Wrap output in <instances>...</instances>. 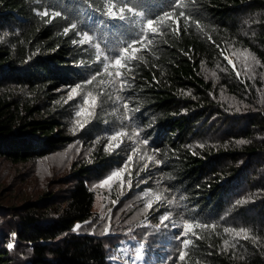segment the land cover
Segmentation results:
<instances>
[{
  "label": "trees",
  "instance_id": "1",
  "mask_svg": "<svg viewBox=\"0 0 264 264\" xmlns=\"http://www.w3.org/2000/svg\"><path fill=\"white\" fill-rule=\"evenodd\" d=\"M144 2L157 13L167 7L169 0ZM200 3L204 32H185L181 21L179 36L164 37L166 43L161 41L155 56L145 54L147 63L134 70L129 92L109 89L113 99L101 97V106L92 119L97 127L91 125L87 136L93 137L105 123L117 125L115 115H122L123 106L119 107L123 101L116 96L130 97L128 102L139 111L132 114L129 130L135 129L140 140L149 141L147 146H136L134 173L158 150L152 165L156 166L162 194L179 201L188 215L204 216L192 221L216 225L215 229L195 230L202 238L192 237L195 247H190L185 264H264V256L259 253H227L223 226L203 220L209 213L218 216L224 211L226 191L237 180L241 179V184L246 174L255 175L254 190L264 189V112H246L233 119L241 129L231 124L229 135L250 141L242 149L217 150L208 143L200 151L194 147L197 138L203 136L201 129L213 116L222 118L224 110L213 96H217L214 84L202 73V63L213 67L216 58L221 57L228 64L224 51H228L227 43L235 42L253 52L264 65V0ZM37 7L35 0H0V30L14 28L0 43V158L14 163L49 157L75 140L62 121L67 115L65 108L70 106L64 103V93L75 83L84 82L97 67L77 66L87 57L72 44V32L63 34L67 21L57 18L45 23L47 18L35 15ZM255 10L260 11L258 31L253 37L245 36L242 14ZM228 67L232 76L225 77V87L228 92L240 94L239 86L244 82L234 85L238 78ZM100 142L93 167L82 165L60 181L67 186L64 195L47 193L37 201L7 206L0 212L11 219L9 232H15L19 247L25 248L22 257L26 255L25 261L17 262L12 256L14 250L6 246L8 233L0 231V264H109L99 237L73 231L75 225H83L94 216L95 193L88 186L89 179L101 178L112 163ZM243 158L245 164L238 169L236 163ZM155 159L161 164L157 165ZM261 202L259 207L264 208V196Z\"/></svg>",
  "mask_w": 264,
  "mask_h": 264
},
{
  "label": "rangeland",
  "instance_id": "2",
  "mask_svg": "<svg viewBox=\"0 0 264 264\" xmlns=\"http://www.w3.org/2000/svg\"><path fill=\"white\" fill-rule=\"evenodd\" d=\"M259 10L247 11L242 14L241 25L245 28L242 30L245 36H252L258 31ZM14 28L9 27L8 30H0V43L5 40V33ZM110 39L112 37H109ZM228 51H224V56H228L233 60L236 68L240 70L241 76L233 81L234 85L244 84L239 86L240 94L228 92L224 79L231 77L232 72L221 57H217L215 65L212 67L208 63H202L203 75L214 84V90L217 93L213 95L216 100L222 105V118L219 115L212 117L210 124L203 130V136L197 138L194 147L199 151L208 143L217 150L225 149L232 151L234 149H242L250 143L247 138L230 136L232 131L231 124H234L237 129H241L240 125L235 122L234 118H239L246 112H264V65L260 59L249 49V51L260 61L259 65L255 66L253 73H248L244 64L236 59L233 53L236 50L243 51L245 48L241 43H227ZM223 56V57H224ZM232 67V65H230ZM233 69V68H232ZM213 72L216 73L213 76ZM236 73V72H235ZM90 77V76H89ZM242 89H241V88ZM247 87V90L244 89ZM64 93V100L67 97V92ZM82 104V98L76 97L74 100L65 103L70 105L66 109V117L63 118L65 129L69 135L75 137L72 143L62 146L60 150L49 157L35 159L27 163H14L12 161L0 158V212L6 211L7 206H19L27 201H37L47 193H55L64 195L67 189L66 185L60 184V181L70 176L82 165L93 167L98 161L96 159L97 141H101L105 146L108 145V137L115 131L123 129L128 135L122 137V143L117 148V141H113L109 151L104 150V155L107 154L112 158V163L104 171L101 178H90L88 181L89 188L95 193V203L93 207L94 216L87 223L83 224L81 231L89 232L92 236L99 237L107 250L109 264H124V258L120 260L113 259L118 247H128L129 254L134 256L132 251L133 246L139 244L144 245V260L140 264H177L178 260V245L179 242L174 238L177 233L182 230L184 221L194 222L195 217H204L197 214L188 215L187 212L181 210V204L175 198L167 199L162 194L159 179L152 165L154 159H147L143 165L138 167V173L135 174L136 163L138 162L137 143L132 138L133 131L129 130L132 126L130 120L123 119V111L116 113L117 125L105 123L101 131L94 133L93 137H88L89 127H97V124L91 122L85 123L83 128L75 126L74 112L77 110L73 107L76 104ZM123 104L119 107H121ZM59 110H61L59 108ZM223 118L230 119L232 122H224ZM81 122L84 119L81 118ZM135 130V129H133ZM237 132V131H236ZM139 139H141L139 135ZM245 143H238L239 141ZM100 142V143H101ZM132 154L133 159L128 164L126 171L123 173V187H121L120 179L116 178L111 183V187H98L100 182L104 180L113 171L123 167L127 161L128 155ZM232 162L230 161L229 164ZM147 164V168L144 165ZM245 164V158L237 161L238 169ZM130 173V177H129ZM243 176V175H242ZM246 178L241 182L237 180L231 185L229 191L225 193V208L218 216L211 214L205 216L208 222L217 221L222 226L232 227L239 230L240 227L251 229V235L258 237L255 244L249 239L244 241L233 238L232 235L225 233L224 241H229V245L225 247L227 253L250 255L259 253L264 256V208L259 207L264 196V189L257 190L252 187L254 176L246 174ZM131 181L129 186L128 181ZM227 179V178H226ZM224 179V181L226 180ZM239 179V178H238ZM151 191L154 195L145 197L144 193ZM155 195H160L161 199L156 200ZM148 200H152V208L143 211ZM115 201V203H113ZM168 201H172L169 203ZM242 201L243 203H237ZM103 206V207H102ZM264 207V205H263ZM261 209H263L261 211ZM171 214L170 219L161 223V217L165 214ZM103 217V219H101ZM207 217V218H206ZM11 219L0 215V231L8 233V245L11 243L14 246L12 256L16 257L17 262H23L26 255H23L24 247H19L17 235L15 232H9ZM175 224V227L173 225ZM81 225V224H80ZM105 227L109 228L108 234H102ZM131 229V231H129ZM192 239V237H191ZM6 244V242H4ZM237 243L236 248H232L231 244ZM6 244V246H8ZM131 264V261H129Z\"/></svg>",
  "mask_w": 264,
  "mask_h": 264
},
{
  "label": "snow or ice",
  "instance_id": "3",
  "mask_svg": "<svg viewBox=\"0 0 264 264\" xmlns=\"http://www.w3.org/2000/svg\"><path fill=\"white\" fill-rule=\"evenodd\" d=\"M35 3L38 7L34 9V13L41 19L47 18L45 23H52L57 18L67 21L63 27V34L68 35L69 32H72V44L87 57L86 60L82 59L77 66L85 68L97 66L96 70L84 82H77L70 87L64 100V103H68L78 96L82 98V104L78 103L73 106L77 109L74 112L76 119L73 131H75V126L83 128L85 123L91 122L95 118L96 109L102 103L101 97L107 96L109 100L113 99L109 89H113L117 93L129 92L132 89L135 79L134 70L141 64L147 63L145 54L155 56L164 37L179 36L181 21L185 32L189 29H194L198 33L204 32V25L200 22L204 19L200 0H169L167 7L157 13L151 12L144 0H35ZM110 35H112L111 39ZM208 39L211 37L209 36ZM217 47L219 48V45ZM221 54H223V50H221ZM233 55L244 64L248 73H253L255 66L260 64V61L248 49L236 50ZM224 59L229 65H232L239 78L241 72L236 68L233 60L228 56H224ZM215 75L216 73L213 72V76ZM116 99L123 101V119L132 120V114L138 112L139 109L130 105L128 102L130 97L125 98L117 95ZM81 118L84 119L83 123ZM126 135L128 133L123 129L115 131L108 137L109 143L104 150L109 151L113 141H117L116 147L118 148L122 143L121 138ZM132 138L136 140L138 146L149 144L147 138L139 139V133L136 130H133ZM238 143L243 144L245 141L241 140ZM136 151L137 149H133V153ZM156 151L158 150H154L153 155L147 158L154 159ZM141 158L143 159V156ZM132 159L133 155H128L125 165L108 175L98 187L103 188L106 185L111 187L110 182L116 178L120 179L121 187H123V173ZM155 163L159 165L161 161L155 159ZM144 167L147 168V164ZM128 184L131 186L130 178ZM152 195L154 193L151 191L144 193L145 197ZM155 199L160 200V195H155ZM168 202L172 203V201ZM237 203L242 204L243 202L238 201ZM151 208L152 200H148L143 211L146 212ZM170 215V213L163 215L161 223L168 221ZM81 227L82 225L77 224L73 231H79ZM208 228L215 229L216 225L183 222L182 230L174 237L179 242L178 260L180 264H185L190 247H195L191 237L202 238L195 230ZM108 232L109 228L105 227L102 234H108ZM223 232L232 235L237 243L240 239L244 241L251 239L255 244L258 239L250 234L251 229L245 227H240L239 230L225 227ZM237 243L231 244V247L236 248ZM224 244L227 247L229 241L225 240ZM13 246L11 243L8 245L9 248ZM132 251L135 253L134 256L129 254L128 247H118L113 259L124 258V264H129V261L131 264H140L144 260V245L133 246Z\"/></svg>",
  "mask_w": 264,
  "mask_h": 264
}]
</instances>
